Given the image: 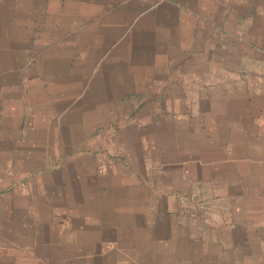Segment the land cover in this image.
I'll return each instance as SVG.
<instances>
[{"label": "crops", "instance_id": "0c3cea01", "mask_svg": "<svg viewBox=\"0 0 264 264\" xmlns=\"http://www.w3.org/2000/svg\"><path fill=\"white\" fill-rule=\"evenodd\" d=\"M12 165L80 197L0 199V264H264V0H0Z\"/></svg>", "mask_w": 264, "mask_h": 264}, {"label": "rangeland", "instance_id": "374dc122", "mask_svg": "<svg viewBox=\"0 0 264 264\" xmlns=\"http://www.w3.org/2000/svg\"><path fill=\"white\" fill-rule=\"evenodd\" d=\"M115 125L112 127L113 129H117L118 128V124L114 123ZM113 125V124H112ZM113 136L111 135L109 140H112ZM106 154H107V159L106 160H102V158L97 159L95 162V166H96V170L97 168L100 167V171L101 169H103V167H105V170L107 173H103L100 172V175H105L108 179V177L112 178V173L114 171V167L116 166L117 169V165L119 162L122 163V161L119 159L120 154H119V150H111L108 151L106 149ZM15 163V162H14ZM13 163V164H14ZM58 165V163H56ZM124 167V166H123ZM121 168L122 172H124V170H126L125 168ZM130 170H135V167H130ZM17 168L15 167V165H12L11 169H10V174H7L6 177H8V182L6 184H9L7 187L4 188H0V199L5 198H13V200H15L16 202H19V200L25 204V202L28 200L30 202V205L32 204H36L38 206V200L43 201L44 199L50 200L53 199V201H55L54 203H57L54 207L51 206L49 204V202H47V206H43L44 208H48L50 207L51 209L54 208L55 211H57V213L59 215L61 214H66V211L68 212V201L69 199H71V202L69 205L73 206V198H75L76 200L80 197V191L78 189H75L73 187L74 183L73 181H71V184L69 182L68 185H64L61 181H62V177L58 176V175H53L54 181L50 180V181H44L42 178H37V179H29L27 177H24V175H20V173L18 171H16ZM128 170V168H127ZM97 174V173H96ZM95 174V175H96ZM79 175V173H78ZM140 178V176H139ZM71 179V177L69 178ZM36 183V184H35ZM40 183L41 184V188H40ZM35 184V185H33ZM43 184L46 185L45 189H43ZM130 188V187H129ZM140 189L139 187L133 186L132 189ZM119 190V189H118ZM118 190H116V195H118ZM113 190L112 189H106L103 191L104 194V198H105V204H106V211L108 212H112L113 209V202H114V196H113ZM98 191H95L92 195L91 192V196H97ZM94 198V197H93ZM75 202V201H74ZM72 209V208H71ZM78 209L81 210L82 207L79 205ZM111 218H113V216L111 215ZM112 220V219H110ZM9 224V223H8ZM94 223H91V225ZM114 224H118L116 222H111L108 221L106 222L105 226L108 229V227L114 225ZM123 225V229H130V222H126V223H122ZM11 233V232H10ZM110 234V231H108L106 233V235ZM9 237L10 235H6L4 237H2V235L0 234V251L7 248L9 245ZM113 238L107 239L108 241L112 240ZM102 241L104 239H101ZM10 241H11V246H10V252L11 251H17L18 247L15 244V242L13 241L12 237H10ZM111 245L112 247H114V242L111 241ZM5 256L3 254L0 253V261L2 259V257Z\"/></svg>", "mask_w": 264, "mask_h": 264}]
</instances>
